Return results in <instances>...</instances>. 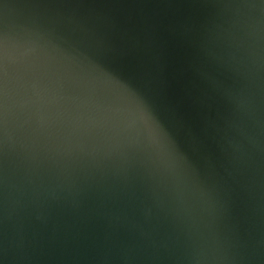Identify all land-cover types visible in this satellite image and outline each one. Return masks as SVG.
<instances>
[{
    "label": "water",
    "instance_id": "obj_1",
    "mask_svg": "<svg viewBox=\"0 0 264 264\" xmlns=\"http://www.w3.org/2000/svg\"><path fill=\"white\" fill-rule=\"evenodd\" d=\"M0 264H264V0H0Z\"/></svg>",
    "mask_w": 264,
    "mask_h": 264
}]
</instances>
